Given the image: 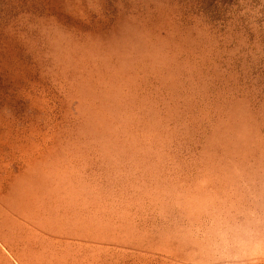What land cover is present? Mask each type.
Here are the masks:
<instances>
[{"label": "rangeland", "instance_id": "1", "mask_svg": "<svg viewBox=\"0 0 264 264\" xmlns=\"http://www.w3.org/2000/svg\"><path fill=\"white\" fill-rule=\"evenodd\" d=\"M0 264H264V0H0Z\"/></svg>", "mask_w": 264, "mask_h": 264}]
</instances>
